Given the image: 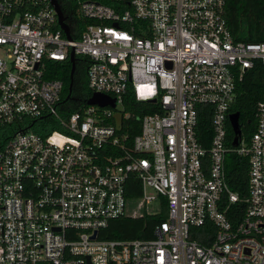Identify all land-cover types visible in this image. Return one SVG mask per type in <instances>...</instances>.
<instances>
[{"label":"built area","instance_id":"1","mask_svg":"<svg viewBox=\"0 0 264 264\" xmlns=\"http://www.w3.org/2000/svg\"><path fill=\"white\" fill-rule=\"evenodd\" d=\"M76 1L69 38L51 0H0V264H264V97L252 135L226 144L237 80L264 63V41L236 40L227 0ZM72 52L92 91L75 110L63 80L48 77L49 61ZM95 93L115 107L89 104ZM128 94L156 105L132 142ZM203 105L212 107L209 146L198 137ZM230 152L249 161L237 223ZM132 175L136 199L126 196ZM155 200L167 217L153 238L99 239L113 219L159 214L147 211ZM207 222L216 233L205 245L191 229Z\"/></svg>","mask_w":264,"mask_h":264},{"label":"trees","instance_id":"2","mask_svg":"<svg viewBox=\"0 0 264 264\" xmlns=\"http://www.w3.org/2000/svg\"><path fill=\"white\" fill-rule=\"evenodd\" d=\"M102 3L112 4L110 0H97ZM64 14H77L78 3L76 0H59ZM227 20L233 36L236 40L246 42L264 41V0H227ZM82 20L76 18L77 30L75 37L80 35L84 28ZM48 77L62 79L64 82L63 100L69 92L71 82L72 63L70 60L49 61ZM88 87L86 65H77L74 74V87L71 97L79 100L69 99L66 105L75 110L85 105V98L91 95ZM264 97V63L256 61L254 66L244 74L242 80H237L235 97L231 104L229 113L240 112V126L244 136L250 137L256 128L257 103ZM125 111L131 113V117L123 123V132L129 134V142L140 133L141 117L148 112L156 110L153 103L137 101L132 94H128L124 100ZM211 106H201L198 125V137L200 141L209 146L211 135ZM3 133L0 131V140ZM234 131L230 121L227 119V146H232ZM226 170L230 187L237 192L242 201L232 204L229 210V218L233 223L241 220L246 211L244 199L249 191V161L246 157L236 152H230L226 157ZM142 194L141 181L136 175H132L126 186L128 199H136ZM166 202H164V207ZM236 211V212H235ZM167 217L166 209L156 215H144L141 217L124 216L113 219L109 225L99 231V239L102 240H133L150 239L154 237V229L158 223ZM216 229L211 222L201 227H192L191 238L202 244H210Z\"/></svg>","mask_w":264,"mask_h":264},{"label":"water","instance_id":"3","mask_svg":"<svg viewBox=\"0 0 264 264\" xmlns=\"http://www.w3.org/2000/svg\"><path fill=\"white\" fill-rule=\"evenodd\" d=\"M52 4L55 6V9L57 11L58 14V19H59V24L61 26V28L65 31L66 35L71 38V34H70V27L66 22V16L64 14V11L61 7V4L59 2V0H51ZM71 63H72V69H71V82L69 85V94L66 97V100L69 99H74V97H71V92L73 90L74 87V74L76 71V57L74 55V53L72 52L71 54V59H70ZM87 102L89 104H96L99 106H107L110 105L112 107H115L116 105V101L115 99L109 97L108 95L105 94H101V93H95L93 96H91ZM115 118L117 121V125L119 127V129L122 128V122H123V118H122V114L121 113H116L115 114ZM229 121L231 123L232 129L234 131V139L232 141V145L233 146H237L239 144L241 135H242V129L240 126V112H233L229 114ZM97 234V232H95L94 236L95 237Z\"/></svg>","mask_w":264,"mask_h":264},{"label":"rangeland","instance_id":"4","mask_svg":"<svg viewBox=\"0 0 264 264\" xmlns=\"http://www.w3.org/2000/svg\"><path fill=\"white\" fill-rule=\"evenodd\" d=\"M150 192H154L152 189L149 190ZM136 201H130L129 202V207L132 209L135 205ZM150 214H156V213H161L163 211V207L161 205L160 200H155L154 202H152L151 204H149L148 206V210H147ZM144 212H146V209L144 210Z\"/></svg>","mask_w":264,"mask_h":264},{"label":"flooded vegetation","instance_id":"5","mask_svg":"<svg viewBox=\"0 0 264 264\" xmlns=\"http://www.w3.org/2000/svg\"><path fill=\"white\" fill-rule=\"evenodd\" d=\"M77 65H78V62H76V67H77Z\"/></svg>","mask_w":264,"mask_h":264},{"label":"crops","instance_id":"6","mask_svg":"<svg viewBox=\"0 0 264 264\" xmlns=\"http://www.w3.org/2000/svg\"><path fill=\"white\" fill-rule=\"evenodd\" d=\"M242 129V128H241Z\"/></svg>","mask_w":264,"mask_h":264}]
</instances>
